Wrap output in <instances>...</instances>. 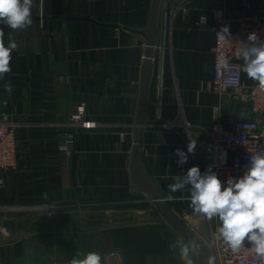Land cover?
Returning <instances> with one entry per match:
<instances>
[{
	"label": "crops",
	"instance_id": "obj_1",
	"mask_svg": "<svg viewBox=\"0 0 264 264\" xmlns=\"http://www.w3.org/2000/svg\"><path fill=\"white\" fill-rule=\"evenodd\" d=\"M247 3L255 11L264 0ZM220 6L229 19L242 11L240 0H34L32 26L13 34L12 70L0 80V117L16 125L18 144L16 169L0 187V264L7 256L68 264L89 251L103 264H184L170 247L176 240L201 264L162 207L200 236L202 222L179 211L178 199L190 193L168 201L169 185L193 166L202 174L211 166L201 145L214 107L228 128L239 119L212 87L211 10ZM0 29L7 44L11 29ZM80 103L94 129L69 127ZM66 132L75 137L70 159L58 150ZM192 138L196 149L188 154ZM176 149L194 156L185 169ZM6 220L16 234L3 227Z\"/></svg>",
	"mask_w": 264,
	"mask_h": 264
},
{
	"label": "built area",
	"instance_id": "obj_2",
	"mask_svg": "<svg viewBox=\"0 0 264 264\" xmlns=\"http://www.w3.org/2000/svg\"><path fill=\"white\" fill-rule=\"evenodd\" d=\"M242 11L229 19L223 6L211 10L213 42L210 49L212 55V87L218 99L226 97L244 107V115L235 120L231 128L221 121L223 111L218 105L214 107L216 121L205 134L202 147L208 149L206 156L211 168L219 179L226 183L229 177L239 178L247 171L251 154L264 151V88L255 81L244 83L241 70L243 61L236 55L241 42H247L250 33H257L264 40V5L251 11L247 0H240ZM202 23V21H201ZM227 27L230 41L218 33ZM227 58L229 68L221 65V59ZM85 104L80 103L70 116L69 127H80L85 130L94 129L96 123L86 119ZM72 131V130H71ZM75 137L73 132H66L58 145V150L67 159L74 153ZM18 144L16 125L7 114L0 117V187L4 185V176L16 169ZM179 157H176L178 161ZM188 155L186 163L177 166L185 169L193 161ZM180 213L190 216L205 225L209 242H205L212 264H264V258L258 257L252 248L244 245L238 252H233L227 244L218 238L217 219L203 218L193 212L189 196L179 199ZM198 264V263H193Z\"/></svg>",
	"mask_w": 264,
	"mask_h": 264
},
{
	"label": "clouds",
	"instance_id": "obj_3",
	"mask_svg": "<svg viewBox=\"0 0 264 264\" xmlns=\"http://www.w3.org/2000/svg\"><path fill=\"white\" fill-rule=\"evenodd\" d=\"M34 0H0V24L11 29L8 43L5 44V33L0 29V80L11 72L12 53L17 49L14 33L25 31L32 26V9ZM222 38L229 40L227 27L218 32ZM236 55L243 60L242 72L264 88V40L257 33L248 35L247 42H241ZM221 65L227 69V58L221 59ZM4 90L11 93V82L4 84ZM196 139H191L187 153L194 154ZM188 154L176 149L179 157L177 163L187 162ZM169 185L166 200H174L171 193L187 190L193 212L203 218L217 219L218 238L233 252H238L245 244L249 245L258 257L264 258V151L251 154L247 171L239 178L229 177L221 181L216 172L209 166L202 174L199 167L193 166L183 176L174 177ZM47 198V193L43 194ZM173 249H179L184 264H193L192 247L182 240H176ZM68 264H103L99 252L89 251L74 255Z\"/></svg>",
	"mask_w": 264,
	"mask_h": 264
},
{
	"label": "water",
	"instance_id": "obj_4",
	"mask_svg": "<svg viewBox=\"0 0 264 264\" xmlns=\"http://www.w3.org/2000/svg\"><path fill=\"white\" fill-rule=\"evenodd\" d=\"M145 51V63L150 64L152 59V53H146ZM244 115V107L240 103L234 104V116L237 118H241ZM139 135L140 130L138 129L135 134V146L133 150L132 155V171L135 169L136 159H137V149H138V142H139ZM162 210L164 211L165 217L173 223L177 229L194 245V247L197 249L199 255L201 264H212L211 257L208 251V248L205 244V242H209V237L206 233L205 225L204 223H201L198 228V233L200 236H196L192 231H190L180 220L177 218L174 214H172L168 209L162 207ZM3 227L13 234H16V225L15 222L12 220H6L3 223ZM247 245V244H246ZM248 246V245H247Z\"/></svg>",
	"mask_w": 264,
	"mask_h": 264
},
{
	"label": "rangeland",
	"instance_id": "obj_5",
	"mask_svg": "<svg viewBox=\"0 0 264 264\" xmlns=\"http://www.w3.org/2000/svg\"><path fill=\"white\" fill-rule=\"evenodd\" d=\"M34 244L37 247V242L34 243ZM35 246H32V247H35ZM39 246L40 245H38V247ZM52 252H54V251H52ZM42 254H43L42 256L45 257V254H46L45 251ZM32 256H33V259L38 258V255H37V253L35 251L33 252V255ZM51 256H53V255H51ZM3 260H2V264H25L24 262H20V261H17V260L14 261L13 258L10 257V256L4 257Z\"/></svg>",
	"mask_w": 264,
	"mask_h": 264
}]
</instances>
